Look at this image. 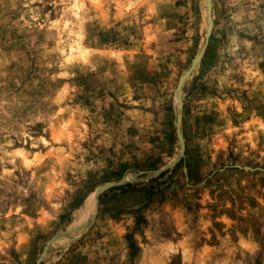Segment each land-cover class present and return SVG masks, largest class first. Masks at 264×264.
Returning <instances> with one entry per match:
<instances>
[{"label": "rangeland", "instance_id": "obj_1", "mask_svg": "<svg viewBox=\"0 0 264 264\" xmlns=\"http://www.w3.org/2000/svg\"><path fill=\"white\" fill-rule=\"evenodd\" d=\"M212 20L181 156L207 0H0V264H264V0Z\"/></svg>", "mask_w": 264, "mask_h": 264}, {"label": "water", "instance_id": "obj_2", "mask_svg": "<svg viewBox=\"0 0 264 264\" xmlns=\"http://www.w3.org/2000/svg\"><path fill=\"white\" fill-rule=\"evenodd\" d=\"M207 16H208V27H207V31H206V40L205 43L201 49V51L199 52V54L195 57V59L192 61L190 67L184 72V74L182 75V77L180 78L174 95L176 100L178 101L179 105H180V110L177 116V134H178V139L180 141V145H181V156L184 155L185 153V141L182 135V130H181V121H182V117H183V101L181 100L180 96H179V92L184 84L185 79L190 75L192 69L196 66V64L201 60L204 52L206 51L207 45H208V41L212 32V28H213V20H212V0H207ZM175 164V161L172 162V165ZM124 180H120L118 182H116L115 184H121L123 183ZM114 183H109L107 185H105L104 187H99L96 190V194L97 196H99V193L101 190L103 189H107L110 188ZM98 199V198H97ZM87 227V226H86ZM85 227V228H86Z\"/></svg>", "mask_w": 264, "mask_h": 264}, {"label": "trees", "instance_id": "obj_3", "mask_svg": "<svg viewBox=\"0 0 264 264\" xmlns=\"http://www.w3.org/2000/svg\"><path fill=\"white\" fill-rule=\"evenodd\" d=\"M124 190H126V189H124Z\"/></svg>", "mask_w": 264, "mask_h": 264}]
</instances>
